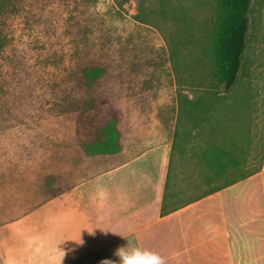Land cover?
Returning <instances> with one entry per match:
<instances>
[{
  "label": "rangeland",
  "instance_id": "obj_1",
  "mask_svg": "<svg viewBox=\"0 0 264 264\" xmlns=\"http://www.w3.org/2000/svg\"><path fill=\"white\" fill-rule=\"evenodd\" d=\"M215 14L216 0H0V223L34 195L110 168L117 141L127 146L143 129L156 141L173 138L180 200L256 169L264 0H251L227 91L211 69ZM92 65L104 73L88 85L83 69ZM88 96L105 102L103 113L76 115ZM110 118L118 135L107 140ZM215 155L236 165L213 172Z\"/></svg>",
  "mask_w": 264,
  "mask_h": 264
},
{
  "label": "crops",
  "instance_id": "obj_2",
  "mask_svg": "<svg viewBox=\"0 0 264 264\" xmlns=\"http://www.w3.org/2000/svg\"><path fill=\"white\" fill-rule=\"evenodd\" d=\"M150 131L117 141L110 168L34 195L1 222L0 264H101L126 244L158 252L164 264H264V144L256 169L180 200L173 138L156 141Z\"/></svg>",
  "mask_w": 264,
  "mask_h": 264
},
{
  "label": "trees",
  "instance_id": "obj_3",
  "mask_svg": "<svg viewBox=\"0 0 264 264\" xmlns=\"http://www.w3.org/2000/svg\"><path fill=\"white\" fill-rule=\"evenodd\" d=\"M250 3L251 0H216L215 22L212 30L214 54L211 69L214 78L222 86L224 91L229 90L234 84L240 69L241 57L245 48L246 34L249 27L248 11ZM103 73L104 68L101 65L85 67L83 69V75L86 81L84 82L91 85ZM177 99L178 107H182L187 102V97L183 94H178ZM75 106L78 110L76 115L79 116L84 111L87 112V110L92 108L101 111L99 113H103L105 102H97L93 96H88L83 97L79 102L77 101ZM104 130L107 133V140L113 134L114 137L118 135L117 130H113V118L107 119L104 122ZM112 131H114L113 134ZM173 135L175 137V132ZM103 144L106 145L105 142ZM235 165L236 163L232 159L229 162H220L219 155H215V163L211 166L213 172H221L224 168ZM232 181L227 180L221 186L200 192L198 196L218 189ZM165 210V204L163 203L162 211L164 212Z\"/></svg>",
  "mask_w": 264,
  "mask_h": 264
},
{
  "label": "clouds",
  "instance_id": "obj_4",
  "mask_svg": "<svg viewBox=\"0 0 264 264\" xmlns=\"http://www.w3.org/2000/svg\"><path fill=\"white\" fill-rule=\"evenodd\" d=\"M101 194H103L101 192ZM93 230L89 232L92 234ZM75 241V240H74ZM77 244H82L83 240L80 238ZM114 255L118 257L117 260L105 259L101 264H164V258L156 251L149 248H142L138 246H125L118 247Z\"/></svg>",
  "mask_w": 264,
  "mask_h": 264
}]
</instances>
